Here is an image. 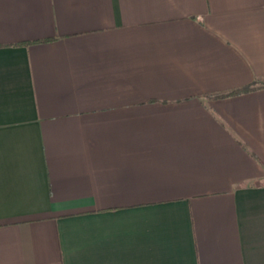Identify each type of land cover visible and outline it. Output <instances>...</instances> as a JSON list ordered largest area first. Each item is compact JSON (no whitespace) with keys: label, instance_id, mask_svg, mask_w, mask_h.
<instances>
[{"label":"crops","instance_id":"obj_1","mask_svg":"<svg viewBox=\"0 0 264 264\" xmlns=\"http://www.w3.org/2000/svg\"><path fill=\"white\" fill-rule=\"evenodd\" d=\"M264 0H0V264H264Z\"/></svg>","mask_w":264,"mask_h":264},{"label":"trees","instance_id":"obj_2","mask_svg":"<svg viewBox=\"0 0 264 264\" xmlns=\"http://www.w3.org/2000/svg\"><path fill=\"white\" fill-rule=\"evenodd\" d=\"M259 88H264V77L257 78L252 84L235 89L226 93L219 94L220 97L233 96L241 93L253 91Z\"/></svg>","mask_w":264,"mask_h":264}]
</instances>
